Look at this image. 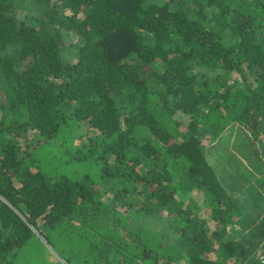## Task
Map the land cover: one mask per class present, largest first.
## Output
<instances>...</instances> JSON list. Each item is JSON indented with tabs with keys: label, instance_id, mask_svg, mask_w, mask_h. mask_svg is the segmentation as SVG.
<instances>
[{
	"label": "trees",
	"instance_id": "1",
	"mask_svg": "<svg viewBox=\"0 0 264 264\" xmlns=\"http://www.w3.org/2000/svg\"><path fill=\"white\" fill-rule=\"evenodd\" d=\"M262 130L264 0H0V264H261Z\"/></svg>",
	"mask_w": 264,
	"mask_h": 264
},
{
	"label": "rangeland",
	"instance_id": "2",
	"mask_svg": "<svg viewBox=\"0 0 264 264\" xmlns=\"http://www.w3.org/2000/svg\"><path fill=\"white\" fill-rule=\"evenodd\" d=\"M186 122L187 119H184ZM76 135V136H75ZM72 136L73 140H71V143H74L78 146L82 145L83 142L87 139V126L84 125L82 126L77 132L76 134ZM261 137H264V130H262L261 132ZM208 140H205V144H207ZM61 144L63 141H60ZM264 144V141L262 142ZM74 147V146H73ZM244 147H240L238 145H234L232 146V152L236 155V156H241L240 154H243L244 151ZM245 152V151H244ZM47 153L50 154L49 157L54 158L55 160H58L60 162V164H62L61 162H63L64 164L62 165L63 170L65 173L69 174L72 177H77L79 176L81 173L85 172L87 169V165L88 164H84V165H79L78 163H68L67 160H71L72 159V155L71 154H66L65 156L63 155V151L56 149L55 147H50L49 150H47ZM226 153V152H225ZM41 155L43 156V154L41 153ZM46 156V154H45ZM60 156V158H59ZM225 158V156H223ZM61 161H60V160ZM259 163H257V167L259 168L260 172H264V166L263 165H258ZM161 218V217H160ZM165 221H160L159 219H155L154 217H150L146 220V224L154 226L157 230H161L162 226L164 225ZM39 235V234H38ZM42 238V237H41ZM42 240L44 241V243L47 245L48 250L45 251L44 248H42L44 251H41V253H39L41 255V257H43V260L48 262L50 264V262L52 264H58L57 260H59L60 262H62L63 264H69L67 263L64 258L60 255L61 251L58 247H51L43 238ZM46 257V259H45ZM18 264H41V260H33L32 262H28L26 263L25 260L22 259H18L17 260Z\"/></svg>",
	"mask_w": 264,
	"mask_h": 264
},
{
	"label": "built area",
	"instance_id": "3",
	"mask_svg": "<svg viewBox=\"0 0 264 264\" xmlns=\"http://www.w3.org/2000/svg\"><path fill=\"white\" fill-rule=\"evenodd\" d=\"M259 256L261 264H264V254H260Z\"/></svg>",
	"mask_w": 264,
	"mask_h": 264
}]
</instances>
